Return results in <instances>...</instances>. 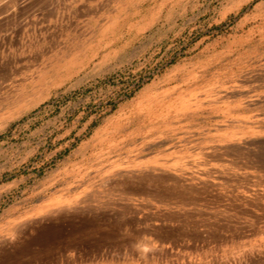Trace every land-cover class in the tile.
<instances>
[{"label":"rangeland","instance_id":"1","mask_svg":"<svg viewBox=\"0 0 264 264\" xmlns=\"http://www.w3.org/2000/svg\"><path fill=\"white\" fill-rule=\"evenodd\" d=\"M263 3L0 0V261L264 264Z\"/></svg>","mask_w":264,"mask_h":264},{"label":"bare ground","instance_id":"2","mask_svg":"<svg viewBox=\"0 0 264 264\" xmlns=\"http://www.w3.org/2000/svg\"><path fill=\"white\" fill-rule=\"evenodd\" d=\"M264 4V3H263ZM260 7V6H257ZM218 97V96H217ZM186 98V97H185ZM221 98V97H220ZM195 101V99H194ZM190 101H188L189 103ZM193 102V101H192ZM196 103V102H195ZM144 105V104H143ZM184 105V104H183ZM197 105V104H196ZM198 106V105H197ZM196 107V106H195ZM167 108V107H166ZM182 108V107H181ZM166 110V109H165ZM188 110V109H187ZM192 110V109H191ZM189 111V110H188ZM193 111V110H192ZM191 111V112H192ZM184 114V113H183ZM230 133V132H229ZM235 133V132H234ZM234 136V135H232ZM233 153V152H232ZM128 155V154H127ZM223 155V154H222ZM97 166V165H96ZM192 166V165H191ZM194 166V165H193ZM157 168V167H156ZM178 169V168H177ZM173 170V169H172ZM196 171V170H195ZM175 173V172H174ZM179 175L187 177V179L195 181V179H200L204 176V178L208 177V174L206 172H198L195 173L193 170H181ZM158 175V174H157ZM162 175V173H161ZM174 176V175H173ZM150 177V176H149ZM147 177V178H149ZM158 177V176H157ZM156 177V178H157ZM161 177V176H160ZM159 177V179H161ZM175 177V176H174ZM180 178V177H179ZM185 179V180H187ZM145 180V179H144ZM149 180V179H148ZM154 180V179H153ZM155 181V180H154ZM162 181V180H161ZM191 181V182H192ZM201 181V180H200ZM177 183V182H176ZM197 183V182H196ZM134 185V184H133ZM112 187V186H111ZM122 188V187H121ZM126 188V187H125ZM130 188V186H129ZM128 188V189H129ZM244 188V187H243ZM120 189V188H119ZM124 189V187H123ZM133 189V188H132ZM131 189V190H132ZM105 190V189H104ZM118 190V189H117ZM245 191V190H244ZM88 192V191H87ZM99 195V194H98ZM133 195V194H132ZM90 196V195H88ZM87 196V197H88ZM86 197V198H87ZM99 197V196H98ZM62 198V197H61ZM132 198V197H131ZM84 202V201H83ZM82 211V210H81ZM90 222V221H89ZM80 224V223H79ZM63 225V224H62ZM69 225V224H68ZM76 226V225H75ZM79 226V225H78ZM62 227V226H61ZM80 228V227H79ZM78 228V229H79ZM18 229V228H17ZM20 232V231H19ZM68 232V231H67ZM15 233V232H14ZM61 229L57 226H54L52 224L47 226H42L35 234L29 237H25L19 240L20 243L17 244V246L12 250L8 251L6 249H3V257L1 258L0 264H29V258L36 256L38 254V251H34L32 249L33 244L39 245V250H46L49 244H53L57 238H60ZM17 235V234H16ZM49 243V244H48ZM14 244V243H13ZM12 245V244H11ZM0 247H2L0 245ZM4 248V247H2ZM1 249V248H0ZM37 252V253H36ZM25 257V258H24ZM40 257V256H39ZM36 258V257H35Z\"/></svg>","mask_w":264,"mask_h":264}]
</instances>
